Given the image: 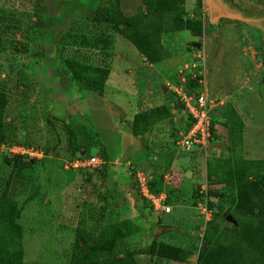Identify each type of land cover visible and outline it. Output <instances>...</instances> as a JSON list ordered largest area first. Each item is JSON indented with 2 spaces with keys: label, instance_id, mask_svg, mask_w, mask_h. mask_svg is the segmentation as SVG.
I'll return each instance as SVG.
<instances>
[{
  "label": "rangeland",
  "instance_id": "1",
  "mask_svg": "<svg viewBox=\"0 0 264 264\" xmlns=\"http://www.w3.org/2000/svg\"><path fill=\"white\" fill-rule=\"evenodd\" d=\"M34 5V0H0V91L8 97L0 193L6 191L21 208L17 221L22 229L18 236L0 229V264H65L76 226H84L94 244L102 245L107 243L103 230L123 220L130 222L126 242L132 249L159 240L188 250L183 262L144 254L136 255L137 264H197L207 222L215 211L227 212L233 194L208 185L207 151L182 154L176 149L177 132L188 120L167 84H178L180 71L194 72L202 63L217 139L228 140L227 112L234 108L244 116L245 143L264 157V0H186V17L203 22L202 35L164 33L165 57L153 65L110 32V72L100 96L81 88L59 57L66 43L63 56L69 58L77 47L98 51L97 28L87 20L97 2ZM139 6L140 0L121 5L126 13ZM84 62L95 60L91 56ZM159 104L172 109L173 117L148 135H133V115ZM13 144L34 146L44 156L19 159L9 149ZM216 149V154L229 153ZM92 154L104 159L99 172L67 167L73 158ZM138 170L162 176L156 187L165 191L170 212L155 213L142 199ZM263 174L264 161L248 176ZM208 199L213 202L209 217L199 207Z\"/></svg>",
  "mask_w": 264,
  "mask_h": 264
},
{
  "label": "trees",
  "instance_id": "2",
  "mask_svg": "<svg viewBox=\"0 0 264 264\" xmlns=\"http://www.w3.org/2000/svg\"><path fill=\"white\" fill-rule=\"evenodd\" d=\"M34 1V6L38 7L43 0ZM94 1L97 2L95 12L87 20L97 28L94 45L98 46V51L91 54L86 48L77 47L73 57L69 58L63 56L68 47L66 43L62 45L59 57L73 80L81 88L98 96L102 95L110 72L112 53L107 50L110 32L124 37L150 64L158 63L165 57L164 33L188 30L193 36L202 35L203 22L186 17V0H140L138 10L133 13H126L122 9L123 0ZM85 41L83 37L81 43ZM91 56L94 63L84 62ZM187 78L189 80V76ZM192 84L195 85V82ZM7 104L6 93L0 91V142L6 135L4 112ZM172 117V109L165 104L156 105L149 112H136L131 121V133L135 136L148 135L152 127ZM225 126L228 140L217 139L212 125L211 143H222V148L229 151V156L223 157L222 154H216V148L210 149L207 152L206 178L208 185L230 191L233 204L228 206L227 212L215 211L207 222L203 235L205 243L199 249L196 262L264 264V175L252 179L247 173L251 167L264 160L243 157L244 122L236 109L231 108L227 112ZM213 136L216 141H213ZM186 153L189 152H182ZM161 178V175L152 176L149 184L153 191H164L161 186L156 187V184H162L159 182ZM194 196L201 195L194 193ZM208 204L212 207L213 202L208 199ZM20 213L21 208L8 193L1 192L0 229L4 226L7 234L18 236L22 231L17 221ZM129 224L128 220L111 223L103 230L107 243L102 245L94 244L93 234L84 226H76L74 242L65 264H137L136 255L144 254L170 261L186 260L187 249L159 240H152L147 247L132 249L126 242L131 234Z\"/></svg>",
  "mask_w": 264,
  "mask_h": 264
},
{
  "label": "built area",
  "instance_id": "3",
  "mask_svg": "<svg viewBox=\"0 0 264 264\" xmlns=\"http://www.w3.org/2000/svg\"><path fill=\"white\" fill-rule=\"evenodd\" d=\"M200 56V55H199ZM195 66V65H193ZM187 68V67H185ZM196 71H180L178 73L179 83L167 84V87L176 94L178 101L182 104L183 110L187 117V124L185 127L177 132V138L174 141L176 149L181 152L207 151L211 144L212 138V117L211 106L212 99L208 88V82L205 75V67L202 63L196 67ZM199 68V69H198ZM189 79L195 80L193 87L189 86ZM10 151L15 157L19 159L30 160L38 159L44 156V151L34 146L24 144L9 145ZM104 160L98 155L77 156L67 164L74 170H88L89 172H97L102 169ZM151 176H148L143 171L136 173V188L139 195L144 199L149 207L155 213H168L172 206L167 202V195L165 191L155 192L150 188ZM207 196V191H205ZM202 212L209 217L210 210L208 202L200 204ZM206 217V218H207Z\"/></svg>",
  "mask_w": 264,
  "mask_h": 264
},
{
  "label": "crops",
  "instance_id": "4",
  "mask_svg": "<svg viewBox=\"0 0 264 264\" xmlns=\"http://www.w3.org/2000/svg\"><path fill=\"white\" fill-rule=\"evenodd\" d=\"M144 58V57H143ZM145 60V59H144ZM145 63H147L146 61H145ZM159 63V62H158ZM147 64H149V63H147ZM150 65H153V64H150ZM240 114V113H239ZM241 116V118H243V120H244V116H242V114L240 115ZM245 129H246V125H245V122H244V126H243V135H242V140H243V145H242V147H243V149H242V155H243V157L244 158H247V159H261V160H264V157H262V156H259V153L258 154H256L255 155V150L253 149V147H252V144L251 143H249V145H247L246 143H245V137H246V135L244 134V132H245ZM254 137H259L258 136V134H257V132L256 133H254ZM216 148H218L219 150H221V149H224V148H222V147H216ZM212 149H214V148H212ZM210 150V149H209ZM208 150V151H209ZM192 153V152H191ZM222 156L223 157H228L229 156V153H228V155H225V154H222ZM261 164V163H260ZM260 164H258V165H255V166H253V167H251L249 170H248V174L250 173V172H257V168L259 167V165ZM264 175V174H263ZM249 178H252V179H254L253 177H251V176H248Z\"/></svg>",
  "mask_w": 264,
  "mask_h": 264
},
{
  "label": "water",
  "instance_id": "5",
  "mask_svg": "<svg viewBox=\"0 0 264 264\" xmlns=\"http://www.w3.org/2000/svg\"><path fill=\"white\" fill-rule=\"evenodd\" d=\"M222 143H211L209 146V149L216 148V147H222Z\"/></svg>",
  "mask_w": 264,
  "mask_h": 264
}]
</instances>
